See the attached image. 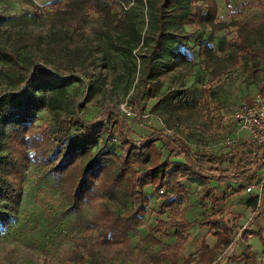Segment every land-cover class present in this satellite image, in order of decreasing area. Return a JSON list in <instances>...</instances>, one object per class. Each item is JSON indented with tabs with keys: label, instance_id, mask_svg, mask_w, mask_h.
Here are the masks:
<instances>
[{
	"label": "rangeland",
	"instance_id": "1",
	"mask_svg": "<svg viewBox=\"0 0 264 264\" xmlns=\"http://www.w3.org/2000/svg\"><path fill=\"white\" fill-rule=\"evenodd\" d=\"M192 1L195 24L186 28L197 31L196 38L189 42L187 49L175 46L177 50L188 51L187 59L168 60L157 56L156 65L162 73L161 88L155 96L147 89L138 97L144 63L152 53L150 45H140L131 52L113 50L100 32L95 11H90L85 20L68 21L55 11L61 0H0V47L11 50L19 47L20 40L27 41L30 46L17 51L21 59L45 57L50 68H56L53 55L56 43L65 44L63 47L67 50L71 47L76 52H88L84 63L89 74L83 72L82 81L72 82L62 101L38 112L34 135L39 139L47 135L57 146L67 143L69 139L60 131L56 119L73 114L76 105H80V112L87 120L97 122L108 117V127L120 116L134 140L165 130L209 147L203 148L206 152L213 153L215 150L211 147L221 145L229 156L247 144L249 137L240 135L235 112L242 104H254L258 96L264 99V56L252 62L240 54L239 65L216 74L206 64L201 46L226 56L236 49L237 27L214 34L200 29L198 22L206 12V5L202 0ZM216 1L218 20L239 21L252 31L253 43L263 51L264 0ZM146 3L148 0H129L127 4V8L135 11L143 36L150 33L153 22L151 6ZM222 43L224 50L219 52ZM7 67L0 55V103L4 105L7 104L2 101L4 97L24 89L18 74ZM108 105L116 107L110 114L103 112ZM16 117L12 114L7 119L10 124L3 134L0 130V151L6 135L16 127ZM120 125L117 122L111 131L103 133L91 154L107 153L112 161L114 157L121 158ZM156 145L164 157L176 151L171 139H163ZM253 148L256 151V146ZM199 149L195 151L200 152ZM6 153L4 150L3 154ZM23 153L26 159L20 163L21 173L13 174L18 198L10 207L11 221L6 227L0 226V264H172L163 255L177 241L175 229L159 224L160 221L178 219L182 205L192 203L190 200L201 203L210 212L212 197L205 191L195 192L198 197L193 194L189 197L190 192L185 188L173 206L163 207L166 199L157 193L154 184H148L144 189L148 201L141 214L143 223L127 235L120 231L117 234L110 228L111 218L122 217L132 209V195L122 191L112 197L104 188L97 187V195L83 201L79 211L74 212L67 175L53 174L43 155L34 149ZM133 169L139 171L140 167L135 165ZM255 182L256 179L251 184ZM208 219L209 215L204 213L202 221ZM196 231H192L190 250L195 247ZM179 261L186 264L185 256L181 255Z\"/></svg>",
	"mask_w": 264,
	"mask_h": 264
},
{
	"label": "trees",
	"instance_id": "2",
	"mask_svg": "<svg viewBox=\"0 0 264 264\" xmlns=\"http://www.w3.org/2000/svg\"><path fill=\"white\" fill-rule=\"evenodd\" d=\"M206 5V12L201 16L198 25L200 29L209 30L211 34L220 33L237 27L239 40L236 49L226 56L214 53L211 47L201 46L205 53V62L216 70V74L239 65L240 54L252 62L264 56V50L259 51L253 43L252 31L245 28L239 21L218 20V4L216 0H202ZM129 0H61L56 5L55 11L68 21H82L89 17L90 11L97 13L96 21L100 32L107 38L111 48L115 51L131 52L140 45L151 46L152 53L146 58L143 67V77L136 95L149 89L150 95L155 96L162 85V73L157 68L156 59L175 58L187 59L188 51L175 49L180 45L187 49L191 40L196 38L197 31L187 30V25L195 24L192 19L195 5L192 0H148L153 13L151 31L143 36L137 23L135 11L127 8ZM261 26H264V21ZM19 47L7 49L0 47V55L8 64V70L18 74L23 91H13L2 99L0 103V130L9 126L7 119L16 114V127L10 129L3 141L0 151V226L6 227L11 221L10 207L18 198V190L13 181V174L21 173L20 163L25 159V153L34 149L42 154L46 165L53 174L64 173L67 175L71 189L69 191L72 200V210L78 212L83 201L97 195V187L104 188L110 196H117L122 191L134 197L133 207L122 217L112 216V231L117 234L127 235L129 231L143 223L141 214L145 211L148 199L144 189L148 184H154L156 191L166 199L163 207L173 206L176 197L184 191L183 180L201 178L209 182L213 177L212 167H208L217 160V156L209 154L196 157L187 143L177 134L165 130L154 131L149 136L140 140L131 137L127 123L117 116L120 125L123 155L114 157L113 161L107 158V153L100 154L92 149L97 148L103 133L113 129L116 121L107 126V118L97 122L87 120L80 112V105H76L75 112L66 117L56 119L60 131L64 134L67 143L59 144L44 135L41 139L34 135V123L41 109L52 108L54 104L62 101L68 94L67 87L74 81L83 80V72L89 74L86 67L88 52L81 50L76 52L73 48L65 49V44H55L54 55L56 68H50L45 57H25L21 59L18 49L25 48L29 42L20 40ZM203 45V44H202ZM223 43L219 52H223ZM81 57V58H80ZM83 60V63L80 60ZM48 106V107H47ZM16 107L13 111L12 108ZM116 107L108 105L103 108L104 113H111ZM57 118V117H56ZM74 130V133H72ZM72 133V134H71ZM5 136V135H4ZM169 138L179 145L181 152L172 151L164 157L156 143ZM61 142V141H60ZM261 150L260 147H256ZM244 157L253 151V144L242 147ZM7 150L6 154L3 151ZM185 157L184 162L172 160V157ZM226 158L221 156L220 158ZM23 161V162H24ZM138 165L139 171L133 166ZM256 167L264 169V158L257 161ZM242 179L243 177H238ZM222 180V179H218ZM162 190L165 192L161 193ZM161 225L175 229L177 241L169 245L167 254L163 256L172 264H179L178 254L187 241L186 231L193 223L186 220L160 221ZM202 225H212L218 235L217 244L211 248L203 242L200 252L194 258L186 259V264L212 263L220 250L227 248L232 243L229 231L232 227L224 221L215 224L202 222ZM117 231H120L118 233ZM264 241V238H263ZM246 264H257L255 256L250 248L244 253Z\"/></svg>",
	"mask_w": 264,
	"mask_h": 264
},
{
	"label": "crops",
	"instance_id": "3",
	"mask_svg": "<svg viewBox=\"0 0 264 264\" xmlns=\"http://www.w3.org/2000/svg\"><path fill=\"white\" fill-rule=\"evenodd\" d=\"M239 131L243 137L246 134L249 137V133L241 129V126ZM185 142L196 157L212 154L217 156V160L208 166L213 168V172L210 174L213 178L209 182L204 183L199 177L182 181L184 189L187 188L186 190L190 192L189 197L192 194L198 197L195 192L205 191L207 195L212 197V204L209 213L206 212V208L201 203L196 201L190 200L192 203L188 202L187 204L186 202L182 205V213L176 220L190 221L193 226L188 228L187 241L179 251L178 260L181 255L185 256L186 259L197 256L203 242L213 248L218 242L216 229L212 225H202L201 223L212 222L215 224L218 221H224L232 227L228 234L232 238V243L227 248L220 250L218 256L210 264H246L244 253L248 248L255 256L257 264H264V190L261 192L259 188L261 181H264V169L256 167L257 161L264 158V154H260L263 149H256V151L253 149L245 158L242 147L246 144L239 149L241 151H234L229 156L226 150H222L221 145L211 147V150L215 151L210 153L203 150V148L209 147H203L198 142L192 143L187 140ZM174 144L176 153L181 152L179 145ZM247 144H251L249 139ZM198 148H201L199 149L200 152L195 151ZM224 155H227L226 158H220ZM257 155L260 157L257 158ZM174 161L184 162L185 157L176 156ZM240 176L243 178L239 179ZM255 179L256 182L252 185L251 183ZM186 182H188L187 185ZM248 187H251L250 192L246 190ZM204 213L209 215L208 221H202ZM195 229L197 230L194 237L195 247L190 250V239L192 238V231ZM196 246L199 247L198 252L195 250L197 249ZM178 263L180 264V261ZM192 264H196V261H193Z\"/></svg>",
	"mask_w": 264,
	"mask_h": 264
},
{
	"label": "built area",
	"instance_id": "4",
	"mask_svg": "<svg viewBox=\"0 0 264 264\" xmlns=\"http://www.w3.org/2000/svg\"><path fill=\"white\" fill-rule=\"evenodd\" d=\"M128 115H131L128 113ZM235 116L238 119L241 129L249 133V141L264 151V99L258 96L254 104H242L237 109ZM260 191L264 190V181L259 184ZM251 191V187L246 189ZM164 191L162 190L161 193Z\"/></svg>",
	"mask_w": 264,
	"mask_h": 264
}]
</instances>
